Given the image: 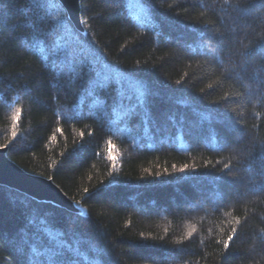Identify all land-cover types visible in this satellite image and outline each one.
<instances>
[{
  "label": "trees",
  "instance_id": "trees-1",
  "mask_svg": "<svg viewBox=\"0 0 264 264\" xmlns=\"http://www.w3.org/2000/svg\"><path fill=\"white\" fill-rule=\"evenodd\" d=\"M129 2L81 0V33L57 0H0V147L83 210L0 186V264H45L53 237L73 264H264V73L238 70L264 68V0ZM64 40L140 98L92 106L98 67L67 73Z\"/></svg>",
  "mask_w": 264,
  "mask_h": 264
},
{
  "label": "rangeland",
  "instance_id": "rangeland-1",
  "mask_svg": "<svg viewBox=\"0 0 264 264\" xmlns=\"http://www.w3.org/2000/svg\"><path fill=\"white\" fill-rule=\"evenodd\" d=\"M129 6L133 13H135L138 17L142 16L143 18L148 15L146 7L140 2V0H130ZM53 18L57 21L64 22L62 15L64 13V8L61 5L50 6ZM64 26L68 28V24L64 22ZM65 42V40H64ZM73 48L70 42H65L60 45L59 49L55 52V57L57 63L62 67V69L67 70V73L73 72L78 73L83 69L92 70L95 67L97 69V80H95L94 86L91 91L88 92L87 98L90 100V104L95 108L101 110L102 112L106 109L107 106L106 98L101 95V92L106 91V93L112 94H120V104H129L133 99L140 98L141 96V87L129 77L123 78L120 76L118 71L110 66H103L94 58L85 54L83 57L78 58L75 62L70 58V52ZM88 57V58H87ZM58 59V60H57ZM123 81V83H122ZM100 93V94H98ZM101 95V96H100ZM100 97V98H99ZM105 103V104H104ZM109 106V105H108ZM120 115L115 113V109H112V119L111 120H123V118L127 115V110L121 107ZM114 108V107H112Z\"/></svg>",
  "mask_w": 264,
  "mask_h": 264
},
{
  "label": "water",
  "instance_id": "water-1",
  "mask_svg": "<svg viewBox=\"0 0 264 264\" xmlns=\"http://www.w3.org/2000/svg\"><path fill=\"white\" fill-rule=\"evenodd\" d=\"M57 1L64 8L74 28L84 33L81 0ZM0 186L17 190L38 201L51 202L70 212H83L51 179L28 173L11 160L7 147H0Z\"/></svg>",
  "mask_w": 264,
  "mask_h": 264
},
{
  "label": "snow or ice",
  "instance_id": "snow-or-ice-1",
  "mask_svg": "<svg viewBox=\"0 0 264 264\" xmlns=\"http://www.w3.org/2000/svg\"><path fill=\"white\" fill-rule=\"evenodd\" d=\"M42 8V5L36 3L33 7L32 11L33 13L38 14L40 9ZM33 19H35V16H33ZM84 50L79 47H73L70 52V58L75 62L78 58L84 56ZM240 56V63L238 64V70L239 73H241L243 76H247L250 72L254 75L260 76L261 73H264V68L261 69H253L252 66L249 64L247 60V53L241 52L239 54ZM259 88H264V78H262L259 81L258 84ZM17 115H19V110H17ZM15 135V133H13ZM239 142L238 140L236 141ZM256 145L253 144V149H255ZM261 150H264V141H261L260 143ZM254 155V151H249L248 158H251ZM188 165H184V169H186ZM184 169H181L182 171ZM259 191L264 192V182H261L258 186ZM87 191V190H85ZM36 214L40 215V209H35ZM239 223V221L237 222ZM72 225H70L71 227ZM237 233V229L233 228L232 233L228 235L227 240L224 241V247L228 248L230 243L234 240V237ZM53 243L48 246V252L47 256L48 259L45 261V264H73V257L71 253L66 249V247L62 244L55 243V238L53 237Z\"/></svg>",
  "mask_w": 264,
  "mask_h": 264
}]
</instances>
